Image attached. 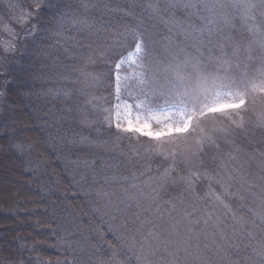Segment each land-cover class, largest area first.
Instances as JSON below:
<instances>
[{
  "label": "trees",
  "instance_id": "16d2710c",
  "mask_svg": "<svg viewBox=\"0 0 264 264\" xmlns=\"http://www.w3.org/2000/svg\"><path fill=\"white\" fill-rule=\"evenodd\" d=\"M151 2L29 0L27 5L25 0H0V14L4 19L6 15L10 21L13 15L6 11L12 6L20 10L19 16L24 13L26 17L23 24L16 25L10 21L13 32L9 27L11 25H4L5 28L0 25V264H64L65 261L72 264L73 256L81 258L82 264L105 261L104 249L113 246V237L106 228V215L99 212L103 195L99 191L106 185L102 182L104 177L114 174L131 176L144 171L152 175L163 168L161 161L165 159L155 154H145L152 161L148 169H143L147 167L135 159L137 167L121 166L115 172L104 171L105 165H123L132 160L130 146H126V143L133 140L127 136L117 137L115 129L108 128L105 122L100 121L104 107H110L113 102L114 79L110 81L108 77L114 71V63L120 58L111 50L120 29L112 27L99 32L98 28L105 23L119 22L120 25L135 27L137 22H142L148 30L167 34V28L152 19L147 9L141 7ZM37 4L40 8H37ZM105 4L110 9L124 11H128L130 5H135V16L121 18L104 11ZM168 16L199 26L202 15L197 12L193 14L191 9L178 4L169 9L165 19ZM72 19L87 21L88 24L95 21V25L91 28L73 27L69 23ZM54 33L61 34L60 44L56 43ZM175 36L183 38L173 34L174 39ZM239 43L244 45V40ZM106 49H109L107 56L101 59L100 54L96 55L93 63V67L98 68L95 74H103L99 81L101 84L98 83L95 88L102 98L100 102H95V108L89 109L90 106L83 103L81 93H85L87 87L85 89V84L82 87L83 83L76 76L84 73L85 67L82 65L88 53ZM61 78H64L62 82ZM56 90H61L58 95ZM63 92H69V97L65 98ZM83 107L88 111V121L92 113L99 119L85 123ZM251 110L250 102L247 110L241 114ZM244 129L233 130V141L222 142L218 148L211 147L212 159L207 152L199 155L203 169L214 172L219 164L228 161L229 154L235 153L237 160L230 161L234 167L243 164L245 169L252 161L257 163L252 167V173L246 175L248 180L264 175L261 160L254 158L255 153L264 152V129L251 126ZM79 136H87L93 143L103 142L104 145L119 140L121 145L108 152L103 147H90L88 143L77 144L74 139ZM139 139L149 143L146 138ZM17 145L22 151L17 149ZM233 145L242 151L234 152L236 148ZM78 161L91 162V168L94 166L102 181L92 182L87 171L78 169ZM204 187L210 188L206 180L197 184L194 190L196 195H201L200 190ZM214 188L216 192L220 191L218 186ZM184 190L181 183L170 182L163 193L167 198L171 195L176 200L180 197L187 199L188 193L181 192ZM251 200L246 202L247 207L260 212L259 192L257 198ZM229 203L237 215H244L238 211L235 201ZM251 219L246 226L255 239L230 256L235 264L254 263L253 249L264 243V230L259 220L253 226ZM82 237L90 238L88 245L76 247ZM217 261L218 257L213 256L210 264H217Z\"/></svg>",
  "mask_w": 264,
  "mask_h": 264
},
{
  "label": "snow or ice",
  "instance_id": "6c2138e0",
  "mask_svg": "<svg viewBox=\"0 0 264 264\" xmlns=\"http://www.w3.org/2000/svg\"><path fill=\"white\" fill-rule=\"evenodd\" d=\"M178 4L191 9L193 14L202 10L204 15L200 16V25L178 21L174 16L165 19L169 9ZM136 7L130 5L129 10L124 11L110 9L105 4L103 10L123 18L134 17ZM141 7L167 28V34L148 30L142 22H137L135 27L113 22L98 28L99 32L112 27L120 29L111 49L120 58L108 77L110 81L114 79L115 102L104 109V122L108 128L115 129L117 137L146 138L149 141L146 154L163 156L171 161L172 166L146 185L150 189L147 194L141 191L145 185L138 181L149 175L148 171L131 176L104 177L102 182L105 184L126 185L119 199L112 200L108 193H103L110 210L123 218L120 229L114 231L131 233L127 248L123 250H137V264H155L153 258L157 256L161 257L160 264H210L213 256L218 257L217 264H235L230 256L255 239L246 226L249 218H252L253 226L258 219L264 230V175L250 182L244 174L243 164L233 167L228 162L237 160L231 154L214 173L200 170L203 169V161L199 166L193 161L203 154L205 147H217V137L226 136L234 129H243L245 123L240 112L247 110L250 97L254 99L258 94L264 95V56H261V67L254 75H249L246 62L253 59V44L264 51V30L257 27V14L260 20H264V0H152ZM37 8H40L39 4ZM237 12L247 31L257 37L246 47L225 31L232 25ZM69 23L82 28L95 25V21L88 24L78 19ZM60 26L63 27L62 24ZM173 34L182 36V42L174 39ZM60 36V33L53 34L57 44H60ZM108 51L101 52L100 58H105ZM126 63L139 70L134 74L135 85L129 83L130 77L121 75ZM88 75L93 81L103 78V74ZM56 91L58 95L61 90ZM69 95V92H64L65 98ZM159 100L164 101L163 105H153ZM141 112L145 113L143 119ZM233 115L238 119H232ZM215 119L228 120L229 124L210 130L200 127ZM260 123L264 127V120ZM161 124L162 127L159 126ZM197 130L200 138L195 141L197 148L191 152V159L186 158L183 152L165 148L166 144ZM82 142L104 147L103 142ZM16 147L22 151L19 145ZM233 147L237 152L242 151L235 145ZM138 156V152H133L129 163L105 165L104 171L115 172L121 166L137 167L134 161ZM255 157H259L261 168H264V152L255 153ZM181 166H186L187 175L179 177V183L184 186L190 202L180 197L161 204V190L169 182H177L173 173L176 167ZM203 180L209 183L210 188L207 196L199 197L194 190ZM215 186L220 188L219 192L213 190ZM257 192L260 212H254L246 204L248 199L257 198ZM230 201H235L238 211L244 215H237ZM89 239L82 237L76 247L88 245ZM253 255L254 264H264V243L253 249ZM114 259L115 253L108 264H113ZM72 264H82V259L73 256Z\"/></svg>",
  "mask_w": 264,
  "mask_h": 264
},
{
  "label": "rangeland",
  "instance_id": "374dc122",
  "mask_svg": "<svg viewBox=\"0 0 264 264\" xmlns=\"http://www.w3.org/2000/svg\"><path fill=\"white\" fill-rule=\"evenodd\" d=\"M5 1H7V0H5ZM25 1L28 5L29 0H25ZM10 6H12V5H10ZM6 13L13 15L10 17L11 18L10 21H13V24H16V25L23 24L26 20L24 13H22V15L19 16L21 14V12L17 7H14V6L9 7V9H8V11H6ZM197 13H201V15H204L202 10L197 12ZM6 20H7L6 15H5V19H4L3 16H1V14H0V25L1 26L4 27V25H6V26L11 25L12 22H10L8 20L6 21ZM257 20H258L257 27L261 28V30H264V20H260V17L258 14H257ZM9 27L12 30V25ZM231 30L233 32H231ZM225 31L228 32L230 35L234 36L236 38L237 42L244 40V45H242L244 47L248 46L250 43H252L254 40L257 39V37L251 35L247 31L246 27L244 26L243 21L240 19V15L238 12L235 14L232 25L230 27L226 28ZM12 32H13V30H12ZM175 37H176V40L178 42H181V40L183 39V38L180 39L177 36H175ZM256 50H257V52H256ZM100 53L101 52H99V51L97 53L96 50L92 51V53H88L84 59L83 65H82L83 68L85 67V71H87V72L84 71V73H80L76 76L77 78L80 79V82L83 83L82 87L84 86V84L86 85V86H84L85 89L87 87L86 92L85 93L81 92V93L84 97L83 103L85 105H88V107L90 106L89 109L90 108L93 109L95 102H100L101 98H102L101 97L102 94L101 95L97 94L96 90H95V88H97V86H98V83H99V85L101 83L99 81H93L90 78V76L88 75V74H95L96 73L95 71L98 68L96 66L93 67V63H94V61H96V59H95L96 55H99ZM252 56H253V59L251 61H246L249 64L248 71H249L250 76L254 75L255 71L259 67H261V63H262L261 62V56H264V51H262L259 47H257L255 44H253ZM99 71L100 70H98V72ZM138 71L139 70L137 68H135L131 64L126 63L121 70V75L130 77L129 83L135 85L136 77L134 74L137 73ZM63 79L64 78H61L60 81L62 82ZM71 79H74V78L72 77ZM113 93H114V87H113ZM63 94H64V92H63ZM85 97H86V99H85ZM250 100H251V107H252L251 112L246 113V114H241V112H240V114H239L241 117H243V120L245 123L244 128L251 126V127H258V128L264 129V127H262L261 123H260L261 120H264V95L258 94L255 96L254 99L250 97ZM114 102L115 101H114V96H113L112 104ZM155 103H159V104L163 105L164 101L163 100L155 101V102H153V105H155ZM112 104H111V106H112ZM110 107L107 106V107H104V109L110 108ZM82 111H83V121H87L85 123L95 122L99 119L98 117H95L94 114L92 113V118L90 119V121H88V114H87L88 111H87L86 107L85 108L83 107ZM105 115H106V113L104 112L103 119L100 121L104 122ZM144 116H145V113L141 112V118L142 119L144 118ZM93 117H95V119H93ZM232 119H238V117L236 115H233ZM228 124H229L228 120L215 119V120H210L205 124H202L200 127L205 129V130H210L212 128L227 127ZM88 125L90 126V124H88ZM153 125H154V127L156 126L155 121H153ZM159 126L162 127L163 124H161ZM243 129H239V130L241 131ZM244 130H247V129H244ZM232 132H233V130H232ZM232 132L228 133L226 136L216 138L217 148H218L219 144L222 142L226 143V142L233 141L232 138H234V136H233L234 132L233 133ZM199 138H200L199 131L198 130L193 131V133L191 135H186L184 137H181L180 139L175 140L173 143L166 144L165 148L167 150L183 152L186 154V158L191 159V152L196 151V148H197L195 141H197ZM74 140H77L76 143L77 144L79 143V145H85V143L82 141H89V140L91 141V139L87 136H79V137H76V139H74ZM130 140H133V141L131 143L127 142L126 146H130L129 150H132L131 151L132 153L133 152L139 153V156L136 159L140 160L142 162V165L147 167V168H143V169H148L149 164L152 162L150 160L151 158L147 157V155H150L151 153L145 155L146 151L149 147V143H145L139 138L138 139L137 138H131ZM138 140H141V141H138ZM119 145H121L119 140H116L112 144L110 142V145H104L103 150L110 152L112 149H115L116 146H119ZM89 146L91 147L90 144H89ZM92 147H94V146H92ZM210 149L212 150L211 147H205L204 153L207 152L206 154H209L211 156V159H212L213 153L210 151ZM234 152H237V151H234ZM232 155L236 156L235 153H233ZM158 156L165 159V157H163V156H160V155H158ZM164 161H161V165L164 164L162 166L163 167L162 169H160L157 172H154L155 174H152V175L149 173L150 175L144 176L142 178L141 182L138 181V183H140L141 185H145V187H143L141 189V191L145 192V194H147L150 191V189L146 185L150 181H152L154 178L159 177L166 169H168L169 167L172 166L171 161H169L167 159H165ZM228 162L231 163L230 161H228ZM77 163L79 166L78 169L79 170L81 169L82 171H87L86 173H87V175L90 176L92 182L94 180H96V181L101 180V179H99L100 176H97L99 174L98 171L96 172V171L92 170V169H94L93 168L94 166L91 168V165H90V164H92L91 162H89L90 164L86 163V161L82 162V163H80L78 161ZM193 163L196 164L197 166H199V164H200L199 158L195 159L193 161ZM255 165L257 166V163H255V162L253 163V161L250 164H248L246 166V168L244 169V174L248 175V173L249 174L252 173V171L254 170L252 167ZM193 170L195 171L197 169H193ZM200 170H204V169H200ZM206 170L211 172L210 169H206ZM175 172H176V174H175V177L173 176V178H174V180L177 181L176 184L179 185L180 184L179 183V177L187 175L186 166L176 167ZM117 176H120V175L117 174ZM249 181L254 182L255 180H249ZM107 184L104 186L103 189L101 188L99 192L108 193L112 200L119 199L122 195V191H120L118 194H117V192L121 189V187H124L126 185H123L120 183H115L116 186L113 183H107ZM113 186H115V187H113ZM163 189L161 190L162 192H160V195L162 197V200L160 201L161 204H163L164 201L176 200L175 197L171 196V195L169 196V198L165 197L164 193H163ZM213 190L215 191L214 187H213ZM181 192L186 193L185 190L181 191ZM200 192H201V195H197V196L205 197V196H207V194L209 192V188H205V187L201 188ZM131 194L132 193H129V195H131ZM250 200H251V198H250ZM250 200L248 199L246 202H250ZM185 202H190V201H188V198L187 199L185 198ZM251 202H253V200H251ZM99 203H100L99 212L102 211V214L106 215V217H105V219L107 220L106 221V223H107L106 228L108 229L109 232L111 231L110 235L113 237V246L112 247H105L104 254L106 255L107 258L105 259V261H100L98 264H108V261L113 257V253H115V259L113 260V264H137L136 255L139 254L138 251L135 249H129L128 251L125 252L123 250L124 248H127V241L130 240L131 233L127 232V231H114V230L120 229L121 224L123 223V218L116 215L115 213H113L110 210V208L108 207V199H106L103 195H102V199L100 200ZM153 259L155 261V264H160V260H161L160 256H157ZM252 264H254V263L252 262Z\"/></svg>",
  "mask_w": 264,
  "mask_h": 264
}]
</instances>
